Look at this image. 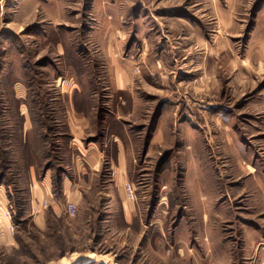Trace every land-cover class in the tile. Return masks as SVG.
<instances>
[{
	"label": "rangeland",
	"instance_id": "374dc122",
	"mask_svg": "<svg viewBox=\"0 0 264 264\" xmlns=\"http://www.w3.org/2000/svg\"><path fill=\"white\" fill-rule=\"evenodd\" d=\"M0 264H264V0H0Z\"/></svg>",
	"mask_w": 264,
	"mask_h": 264
},
{
	"label": "crops",
	"instance_id": "0c3cea01",
	"mask_svg": "<svg viewBox=\"0 0 264 264\" xmlns=\"http://www.w3.org/2000/svg\"><path fill=\"white\" fill-rule=\"evenodd\" d=\"M97 148L96 145H94V148ZM94 154V153H93ZM95 154L97 156H95ZM93 158L97 159L95 162L91 163L88 160H86V163L88 167L92 170L96 169L97 164L99 163V160L101 157L104 155V150L103 149H98V154L95 153ZM118 159L121 158L120 152L118 153ZM120 169V168H119ZM86 172H83L82 174L84 175ZM33 177L30 181V192H31V199L30 202L33 203L36 206H42V202L45 201V204L43 205L44 207L49 205L53 211H59L60 207L63 205L64 210L66 209V204L68 202H73L76 204L77 200L81 198L82 196V191L79 187L76 186V182H72L70 177L68 175H61L60 181H59V188L58 191H60V195L57 196L53 191V183H52V177L50 172H45L44 174L40 175L39 173H36L34 170V173L32 172ZM36 175H40L41 177H36ZM112 183L111 185L113 186L112 188L114 189V192L116 193L117 196H119L121 199L123 198V189L125 191V179L123 176L119 173L117 176L111 177ZM125 181V182H124ZM56 188V187H55ZM66 211V210H65ZM40 216V214H36V217ZM3 221L7 222L6 220L2 219Z\"/></svg>",
	"mask_w": 264,
	"mask_h": 264
},
{
	"label": "built area",
	"instance_id": "2783aa9c",
	"mask_svg": "<svg viewBox=\"0 0 264 264\" xmlns=\"http://www.w3.org/2000/svg\"><path fill=\"white\" fill-rule=\"evenodd\" d=\"M126 190L128 192V195L132 198V195H133L132 186L129 185V184H126ZM66 210H67V213L69 215H73L75 213V211H76L75 204L73 202H68L67 205H66Z\"/></svg>",
	"mask_w": 264,
	"mask_h": 264
},
{
	"label": "bare ground",
	"instance_id": "6f19581e",
	"mask_svg": "<svg viewBox=\"0 0 264 264\" xmlns=\"http://www.w3.org/2000/svg\"><path fill=\"white\" fill-rule=\"evenodd\" d=\"M91 253H92V252H91ZM92 254H93V253H92ZM94 255H95V254H94ZM85 257H89V258H91V257H93V256L88 254V256H85ZM85 257H83V258L80 257L79 259H81V258L84 259ZM75 258H77V257L75 256ZM75 258H73L72 260H74ZM94 258H95V257H94ZM79 259H78V260H79ZM76 260H77V259H76Z\"/></svg>",
	"mask_w": 264,
	"mask_h": 264
}]
</instances>
